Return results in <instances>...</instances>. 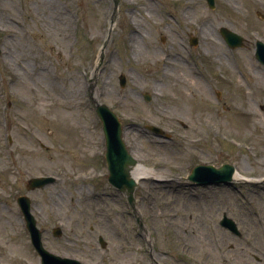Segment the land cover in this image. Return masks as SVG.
Returning <instances> with one entry per match:
<instances>
[{
  "label": "rangeland",
  "instance_id": "1",
  "mask_svg": "<svg viewBox=\"0 0 264 264\" xmlns=\"http://www.w3.org/2000/svg\"><path fill=\"white\" fill-rule=\"evenodd\" d=\"M215 2L122 0L97 68L114 0H0V264H41L17 203L23 194L32 198L44 246L60 256L84 264H206L183 254L166 220L153 216L165 207L149 205L147 196L162 183L141 179L133 208L108 182L93 100L119 116L137 162L171 179L160 186L172 197L166 208L190 203L186 229L217 227L246 257L231 264H264V64L255 56L256 41H264V0ZM203 22L214 27L212 42ZM222 27L242 35L244 46L230 48ZM125 129L139 138L127 140ZM146 139L162 141L174 156L159 166ZM224 163L247 180L191 185L194 166ZM38 175L57 179L28 191ZM209 188L228 189V196ZM201 245L213 247L194 242Z\"/></svg>",
  "mask_w": 264,
  "mask_h": 264
},
{
  "label": "water",
  "instance_id": "2",
  "mask_svg": "<svg viewBox=\"0 0 264 264\" xmlns=\"http://www.w3.org/2000/svg\"><path fill=\"white\" fill-rule=\"evenodd\" d=\"M120 1L114 0L115 9L111 17V30L116 22L117 11L120 6ZM211 7H214V0H207ZM111 30L109 32V37L104 43L102 54L100 57L99 65L102 64L104 59V49L106 48ZM221 33L227 40L230 46L239 47L243 45V37L230 31L227 28H222ZM257 58L264 63V42H257ZM126 79L121 76L120 83L125 86ZM147 100L150 99L149 96L146 97ZM96 105V111L103 123V131L106 141V161L108 164L109 182L117 187L120 191L127 194L131 204H134V189L137 186V182L130 176L131 168L137 163L136 159L132 156L131 152L127 149L126 143L123 140V127L117 114L111 110L106 104L97 103L93 100ZM154 131H160L155 127H151ZM234 172V167L231 164H225L220 168H215L212 165H199L194 168L192 173L189 175V179L196 181L199 184H207L210 182H230L232 179V174ZM54 181L53 177L46 178H34L30 180L28 184L29 189L44 186L50 182ZM20 206L26 215L27 227L32 236V243L36 248L37 252L42 257V264H82L80 261L71 258L60 257L55 255L44 248L42 243V233L36 227V221L34 217L30 214V200L27 197L19 198ZM222 223L231 229L235 230L234 223L225 218ZM61 230L56 229L55 235H60ZM104 245V243H103Z\"/></svg>",
  "mask_w": 264,
  "mask_h": 264
},
{
  "label": "bare ground",
  "instance_id": "3",
  "mask_svg": "<svg viewBox=\"0 0 264 264\" xmlns=\"http://www.w3.org/2000/svg\"><path fill=\"white\" fill-rule=\"evenodd\" d=\"M4 7V6H3ZM213 30H212V29ZM201 32L205 39L213 41L210 34L214 31V27L209 26L207 23H202ZM133 35L140 37L142 36L139 30H133ZM135 125V123L131 124ZM186 122H182V126L187 129H192L194 127ZM134 129H125L124 136L127 140L138 139V134H135ZM146 142H149L152 146H148V150L150 152V158L159 166H163L167 164L166 157H173L174 155L170 153V150L167 149L166 146L163 145L162 141H150L146 139ZM161 156V157H159ZM130 176L137 181L140 182L141 179H151L154 182L162 183L163 185H157L154 191H151L147 196V202L149 205L154 206H163L165 207L161 212L158 214L155 213L153 216L161 217L162 219L166 220V225L172 229V237L174 241L179 246L181 252L183 254H188L189 259L193 262L197 263H206L212 264L217 262H226V263H238L243 262L246 260V257L243 255L242 247L240 244L234 242V239L228 236L224 231L221 229L214 227L208 229V234L204 233L203 227H196L186 229L189 220H193V215L190 213V203L189 206L184 205L181 209L179 207H174L173 209L166 208L169 205L171 207L172 200H168V198H172L168 194H164L163 188L160 186L166 187L171 179H166L167 174L159 170H153L142 166L141 164L137 163L133 166L130 170ZM243 179H247L243 174L240 172H236L234 174L233 180L234 181H241ZM213 192L223 193L224 195L228 196V189L227 190H220L217 189L213 191V189H208L205 193L214 194ZM210 198V197H209ZM258 200H264V191L259 193ZM262 209V208H260ZM189 219V220H188ZM209 241L213 244V247L209 248L206 245H201L199 247L194 246V242H203ZM237 241V240H236ZM230 242V243H229ZM249 249L252 252L258 253L259 249L255 247V245L249 244ZM160 251L165 254V250L160 248Z\"/></svg>",
  "mask_w": 264,
  "mask_h": 264
}]
</instances>
